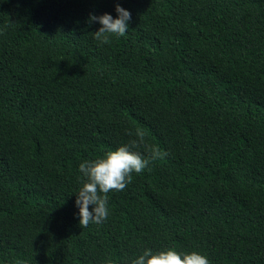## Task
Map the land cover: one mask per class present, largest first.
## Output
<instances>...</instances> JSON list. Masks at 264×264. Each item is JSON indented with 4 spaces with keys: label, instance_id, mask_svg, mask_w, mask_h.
Returning <instances> with one entry per match:
<instances>
[{
    "label": "trees",
    "instance_id": "obj_1",
    "mask_svg": "<svg viewBox=\"0 0 264 264\" xmlns=\"http://www.w3.org/2000/svg\"><path fill=\"white\" fill-rule=\"evenodd\" d=\"M136 128L168 155L82 228L79 164ZM169 247L264 264V0H0V264Z\"/></svg>",
    "mask_w": 264,
    "mask_h": 264
},
{
    "label": "clouds",
    "instance_id": "obj_2",
    "mask_svg": "<svg viewBox=\"0 0 264 264\" xmlns=\"http://www.w3.org/2000/svg\"><path fill=\"white\" fill-rule=\"evenodd\" d=\"M115 11L117 18L108 13L89 17V24L98 22L101 25L92 34L102 45L110 44L112 36H124L128 32L131 13L119 3ZM125 134L132 137L127 143L79 164L81 187L76 193L75 204L82 228L90 223L102 224L109 216L108 193L123 191L132 182L134 173H142L151 163L168 155L159 146L147 142L142 128L126 129ZM90 205L93 206L91 210ZM106 264H114V261L108 259ZM130 264H211V261L196 250L179 252L169 247L159 251L146 248L131 259Z\"/></svg>",
    "mask_w": 264,
    "mask_h": 264
}]
</instances>
